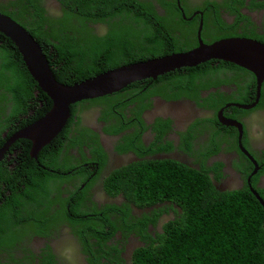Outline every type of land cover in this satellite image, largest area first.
<instances>
[{"label": "flooded vegetation", "instance_id": "flooded-vegetation-1", "mask_svg": "<svg viewBox=\"0 0 264 264\" xmlns=\"http://www.w3.org/2000/svg\"><path fill=\"white\" fill-rule=\"evenodd\" d=\"M68 1L0 0V12L22 26L9 11H15L18 19L30 25L39 23V30L54 34L50 35L51 42L59 44L62 40L59 48L48 50L51 61L93 75L115 68L110 65L112 60H121L124 65L144 61L128 60L123 50L127 44L122 39L138 41V49L133 52L140 58L147 55H141L139 41L151 39L148 24L165 25L152 30L153 34L166 38L175 34L172 47L166 49L171 53L197 46L198 32L204 43L242 37L264 44V0H123L133 9V5H142V10L152 8L161 17H142L134 12L128 17H111L100 6L92 16L73 13L57 21L71 8ZM20 3H27L29 8L39 4L42 9L20 15ZM122 18L133 22L132 27L138 31L109 38L108 24H123ZM59 26L63 31L56 32ZM98 43L110 47L92 48ZM178 45L182 49L174 51ZM216 63L211 65L212 70L198 74L205 80L199 98L182 87H175L176 96L160 87L159 92L142 93V89L131 95L132 82L121 89L120 95L98 102L92 98L79 101L70 108L66 128L35 154L31 141L28 146L22 138H14L21 128L11 135L8 129L1 131L0 199L9 190L5 186L7 171L15 173L10 181L18 185L21 176L23 182L28 179L33 167L44 176L40 191L46 200L32 209L29 190L14 196L18 201L12 202L15 211L21 212L26 205L28 215L38 216V222L29 218L26 223L15 224L8 218L2 223L8 235L3 231L0 264H93L95 256L103 264H130L134 251L156 240L163 224L181 212L172 197L149 191L143 180L131 178L138 168L147 171L175 162L204 168L216 190L233 191L247 184L250 192L255 197L256 192L264 202V80L258 83L247 69L250 74L227 64L218 68ZM230 69L238 70V74ZM38 91L36 88L34 94L39 105L36 98L30 101L28 117H34L41 107ZM7 98L3 102L11 105L10 93ZM23 118L16 120L17 126ZM24 146L29 147L27 156L21 155ZM249 167L250 174L245 176ZM116 171L121 185L115 190L110 189L108 181Z\"/></svg>", "mask_w": 264, "mask_h": 264}, {"label": "trees", "instance_id": "trees-1", "mask_svg": "<svg viewBox=\"0 0 264 264\" xmlns=\"http://www.w3.org/2000/svg\"><path fill=\"white\" fill-rule=\"evenodd\" d=\"M67 4L71 8L64 13V18L56 19L57 21H62L73 13L92 16L95 14L94 11L100 6L105 10L106 16L110 15L111 17H128L131 12H134L133 15L140 16L139 14H141L142 17H161L152 8L142 10L139 8L142 5H133V9L130 7V4L123 3V0H69ZM17 6L20 8V15H24L25 12L28 14L32 12L38 13L39 9H42L39 4H32L30 8L27 3H20ZM9 12L13 18L28 29L41 46L57 81L73 84L87 79L89 76L92 77L94 74L92 72H87L84 69H79V71L75 72L69 67L58 66L56 62L51 61L48 50L51 47L59 48L62 40L59 41V44L51 42L50 35L54 37V34H48L39 30V23L30 25V22L27 23L18 19L15 11ZM122 19L124 20L123 24H119L116 21L110 25L108 24L106 31L109 34V38L118 33L138 31L132 27L134 26L133 22L126 21L125 18ZM148 25L151 28V39L148 42L139 41V47L142 49L140 51L141 55L148 53L147 55L140 58L138 52H133L135 49H138V41L122 39V43L127 44L123 50L128 55V60H145L160 54L166 55L171 53V51L166 49L172 47L173 42L176 40L175 34L170 33L168 38L164 34H153L152 30H160L159 27H165V25L163 23H160L158 26H154L153 24ZM55 28H57L56 32L58 29L63 31L62 26ZM100 45L101 43L97 45L93 44L92 48L110 47L109 44L103 47ZM175 48L174 51L182 49L180 45ZM110 53L111 51L108 55ZM133 54L136 55L131 56ZM60 57H65V55L60 53ZM114 57L115 55H112L111 59ZM214 62L219 64L218 68H224L223 65L227 64L250 74L245 68L237 67L238 65L236 66L234 63L223 60H209L194 67L174 69L158 75L155 79L147 78L135 81L139 83L133 82L131 86L134 88L129 93L132 95L142 89H144L142 93L149 91L155 93L159 92L160 87L161 89L166 88L170 90L171 95L176 96L178 93L175 92V87H182L188 88L191 96L199 98V91L203 88L201 84L205 80L198 74L212 70L213 67L211 65ZM123 63L125 62L121 60H112L110 65L117 67ZM80 65L81 63L77 64V66ZM230 70L238 74V70ZM99 73L101 72H97V74ZM143 82L144 84H149H140ZM36 88L39 90L38 94L41 95V107L38 108L34 117H28L27 106L30 101L36 98V106L39 105L38 97L34 94ZM121 92L122 90H119L101 97L92 98L91 100L98 102V99L110 95H120ZM8 93H10L13 100L10 103L11 105L3 102L8 101ZM1 102L3 103L0 104V133L8 129L10 135L13 131L19 130L26 124L42 117L52 104L48 95L37 86L36 81L29 74L15 44L0 32ZM77 103L72 104L70 108L73 109ZM20 117L25 118L17 126L15 122L16 120H20ZM21 140L29 146V139L22 138ZM28 146H24L25 153L21 152L22 156L29 154ZM14 174L12 171L6 172L9 180L6 181L5 186L9 190L7 195L5 194L0 199V246L4 243L2 234L6 229L2 223L8 218H12L15 224L26 223L29 218L38 222V216L28 215L26 205L21 212L17 213L15 211L12 207V202L18 203V201L16 199L13 200L14 196L23 194L24 190H29L31 198L30 207L32 209L38 207L43 200H46V195L43 191H40L44 183V176L37 169L31 167L28 179L23 182L21 176L18 185H15L14 181H10ZM249 174L250 167L245 171V176ZM131 178L133 180H143L146 184L145 187L149 191L172 197V201L181 212L177 211L174 219H170L163 224L162 231L156 233V240L145 243V245L138 247L134 251L130 264H264V207L250 192L247 184L243 189L219 191L213 187L210 177L205 173L204 168L198 170L176 162L172 166L163 165L157 169L148 168L147 171L138 168L131 174ZM244 180H246V177ZM108 182L110 189L116 190L117 186L121 185L118 171L109 178ZM38 191L42 194L40 198L38 197ZM4 232L7 236L8 232ZM96 257H94L93 264H103L97 262Z\"/></svg>", "mask_w": 264, "mask_h": 264}, {"label": "water", "instance_id": "water-1", "mask_svg": "<svg viewBox=\"0 0 264 264\" xmlns=\"http://www.w3.org/2000/svg\"><path fill=\"white\" fill-rule=\"evenodd\" d=\"M0 32L15 44L29 74L52 101L50 109L42 117L14 134L15 139L26 138L32 142V154L62 131L70 117L72 104L117 92L137 80L154 79L174 69L194 67L209 60L234 63L252 72L258 83L264 80V44L242 37L221 38L204 43L198 32V45L189 50L121 65L80 82L65 84L54 77L48 60L34 37L22 25L2 12H0ZM240 106L248 108L252 105ZM235 124L241 128V125ZM242 150L244 151L243 147ZM254 193L264 205L263 200L256 192Z\"/></svg>", "mask_w": 264, "mask_h": 264}]
</instances>
